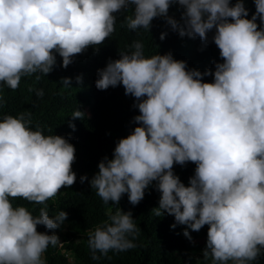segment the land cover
Wrapping results in <instances>:
<instances>
[{
    "label": "clouds",
    "instance_id": "1",
    "mask_svg": "<svg viewBox=\"0 0 264 264\" xmlns=\"http://www.w3.org/2000/svg\"><path fill=\"white\" fill-rule=\"evenodd\" d=\"M253 2L248 19L244 0H0V83L15 90L22 76L50 73L56 54L67 68L75 55L111 36L115 14L129 5L134 12L126 23L133 31H148L156 17L179 36L205 42L215 29L212 40L223 62L214 72L188 70L171 53L146 57L140 42L98 70L97 89L121 84L135 98L139 126L118 140L111 159L98 163L89 184L106 205H117L125 193L137 205L155 181L157 217L172 215L171 227L186 225L189 239L188 229L208 225L202 254L213 264H249L264 251V0ZM172 4L184 9L181 21L168 16ZM208 75L213 81L203 82ZM62 82L70 86L69 78ZM72 118L84 113L76 110ZM30 124L24 115L0 120V264H45L43 253L60 241L37 225L52 230L63 223L67 213L50 218L46 201L76 181L74 146ZM187 162L196 167L185 186L173 166ZM17 198L45 207L33 216L13 206ZM138 231L130 211L109 209L108 220L89 233L92 258L99 259L97 251L135 248Z\"/></svg>",
    "mask_w": 264,
    "mask_h": 264
},
{
    "label": "trees",
    "instance_id": "2",
    "mask_svg": "<svg viewBox=\"0 0 264 264\" xmlns=\"http://www.w3.org/2000/svg\"><path fill=\"white\" fill-rule=\"evenodd\" d=\"M231 4L235 0H230ZM250 19L256 8L253 0H244ZM184 9L179 4H172L168 16L181 21ZM134 6L116 13L115 31L101 45L88 47L83 53L75 55L73 62L67 68L62 67V58L56 54V64L46 75L35 73L22 76L19 87L15 90L0 83V120L5 115L20 116L30 119L31 127L39 126L44 135H59L64 137L75 148V161L72 171L76 175L73 185L61 188L52 199L46 201L48 215L54 218L60 211L67 213L64 226L57 229H46L37 225V231L49 235L60 234L55 246L49 245L41 259L45 264H213L212 257L206 259L202 252L195 253L193 243L199 235L203 237L202 249L206 247L208 225L198 232L189 231V236L183 235L186 225L175 224L174 217L164 213L155 215L160 192L154 181L145 189L144 198L132 205L127 193L123 194L117 209L130 211L138 228V235L133 243L135 248L117 252L109 250L107 255L96 252L99 259H93L89 248V233L105 221L102 216L104 202L97 195V190L90 187L89 181L98 172V163L104 158H112L113 151L119 139L129 135L136 126L134 117L139 115L137 103L131 95H125L121 84L99 90L95 86L97 72L103 69L109 60L120 58V52L134 51V42L143 44V54L151 57L155 54L171 53L174 59L186 62L188 70H198L202 74L209 70L215 71V63H222L219 49L212 37L215 29L207 33V41L198 36L184 37L171 29L165 18L156 17L151 21L149 30L140 28L135 31L127 28L126 18L132 16ZM256 23L260 26L259 18ZM161 33H166L163 40ZM39 76V79H36ZM80 77V82H77ZM70 79V86L62 82ZM203 82L211 83L213 76H203ZM43 95H37L38 91ZM76 110L84 113L83 119H73ZM87 116V117H86ZM69 123L75 125L73 130ZM196 165L187 162L183 166L174 164L173 173L188 186L189 178L194 175ZM87 179L81 183L80 177ZM13 206L26 207L33 216H39L44 204H37L17 198L11 200ZM110 203V202H109ZM131 239V237H129ZM69 254V255H68ZM227 264H234L228 261ZM249 264H264V251L256 261Z\"/></svg>",
    "mask_w": 264,
    "mask_h": 264
},
{
    "label": "rangeland",
    "instance_id": "3",
    "mask_svg": "<svg viewBox=\"0 0 264 264\" xmlns=\"http://www.w3.org/2000/svg\"><path fill=\"white\" fill-rule=\"evenodd\" d=\"M109 209H111V213L114 214L117 211V205L116 204H112L110 202L109 204L104 206V209L102 211V216H103L104 220L108 219ZM63 226H64V224L62 223V224H60L59 227H63ZM59 236H60V234L57 235L58 238H59ZM202 241H203V237L201 235H199L198 238L194 241L193 250H194L195 253L203 252L202 245H201Z\"/></svg>",
    "mask_w": 264,
    "mask_h": 264
}]
</instances>
